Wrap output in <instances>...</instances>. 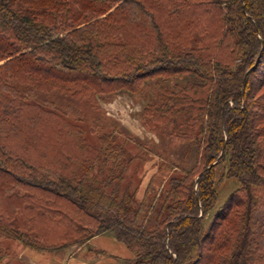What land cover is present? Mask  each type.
I'll list each match as a JSON object with an SVG mask.
<instances>
[{
  "label": "trees",
  "instance_id": "obj_1",
  "mask_svg": "<svg viewBox=\"0 0 264 264\" xmlns=\"http://www.w3.org/2000/svg\"><path fill=\"white\" fill-rule=\"evenodd\" d=\"M204 1L219 8V45H230L228 59L217 51L170 48L172 34L164 32L166 27L143 0H0L1 90L15 89L9 83L13 77L62 90L80 82L82 91L91 85L104 93H134L138 81L158 68L176 67V73L192 77L169 97L175 102L169 119L189 125L201 149L199 163L170 178L153 229L138 223L134 193L129 185L122 186L131 158L125 148L109 151L104 159L86 154L74 166L70 155L58 165L29 162L2 142L4 117L18 110L0 90V172L43 190L53 212L64 219L74 212L69 202L93 222L86 226L92 228L89 236L113 231L134 255L132 264H253L264 258V203H259L264 191V101L257 104L264 86V0ZM126 21L139 25L135 31L140 38L152 32L154 47L109 50L116 44H106L102 37L110 27L120 34ZM105 45L110 52L102 49ZM117 55L131 60V67L112 66L121 62ZM109 159L112 167L104 165ZM222 161L228 162L225 175L240 185L206 228L204 219L218 198L216 167ZM2 228L13 230L0 219ZM13 231L23 241L29 236Z\"/></svg>",
  "mask_w": 264,
  "mask_h": 264
},
{
  "label": "rangeland",
  "instance_id": "obj_2",
  "mask_svg": "<svg viewBox=\"0 0 264 264\" xmlns=\"http://www.w3.org/2000/svg\"><path fill=\"white\" fill-rule=\"evenodd\" d=\"M143 1L154 9L157 19L166 27L164 32L172 34L169 43L170 48L175 46L173 50L217 51L225 59L230 56V45H219L222 35L218 28L219 8L209 1ZM121 26L120 34L113 33L115 31L110 27L109 33L102 37L106 44L110 41L116 44L109 50H148L156 44L152 32L143 38L138 36V24L126 21ZM102 49L107 51L108 48L105 45ZM117 58L121 62H114L112 66L131 67V60L118 55ZM168 69L151 70L138 81L139 88L134 93H104L91 85L82 91L80 82L70 83L69 89L62 90L13 77L9 83L15 89H0L4 97L13 101V107H17L13 110H18L5 115L1 125L5 128L2 129V142L29 162L49 164L55 161L58 165L64 155H70L73 166L86 154H97L104 159L109 151L115 154L119 148H125L131 158L123 171L122 186L129 185L134 193L132 205L138 212V223L153 229L170 178L196 166L201 151L189 125L181 119L176 122L169 119L171 105L175 103L169 97L174 93L177 95L192 77L186 72L176 73L180 72L176 67ZM263 92L264 86L261 95H257L258 105L264 101ZM0 112L4 113L1 106ZM88 160L94 161H85ZM111 162L109 159L104 165L112 167ZM227 164L222 161L216 167L218 198L204 219L206 228L216 209L240 185L236 178L225 175ZM97 171L95 169L94 173ZM17 178V175L10 178L0 172V219L11 224L13 230H21L29 236L23 241L15 231L0 229V264H70L72 261L73 264H85L103 262L109 255L118 260L125 259L119 256V247H128L113 231L89 236L92 228L88 227L93 224L89 218L72 209L69 202L66 204L74 211L68 213L72 222L69 217L62 218L53 212L43 190L17 182ZM260 194L259 203L262 204L264 191ZM78 218L81 224H78ZM76 238L81 239L75 242ZM36 241L57 248L40 249L35 245ZM260 246L264 253V241ZM131 253L124 264H132L134 255ZM253 264H264V258L257 257Z\"/></svg>",
  "mask_w": 264,
  "mask_h": 264
},
{
  "label": "crops",
  "instance_id": "obj_3",
  "mask_svg": "<svg viewBox=\"0 0 264 264\" xmlns=\"http://www.w3.org/2000/svg\"><path fill=\"white\" fill-rule=\"evenodd\" d=\"M105 245H107V244H105ZM118 247H119V245H118ZM119 248H120V251H121L119 256L120 257H125V259L127 257V259H129L130 258L129 254L131 253V251L128 248H127L128 250L125 247L123 248L122 246H120ZM104 259L105 260L103 262L101 261V262H95V263L94 262H84V263L85 264H124V261H125L124 258H123L124 260H118L116 258L111 257L110 255L108 256V258H104ZM73 263L74 262L72 261L70 264H73Z\"/></svg>",
  "mask_w": 264,
  "mask_h": 264
}]
</instances>
